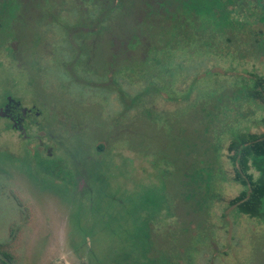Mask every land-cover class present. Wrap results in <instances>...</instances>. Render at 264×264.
I'll return each instance as SVG.
<instances>
[{
  "label": "rangeland",
  "instance_id": "obj_1",
  "mask_svg": "<svg viewBox=\"0 0 264 264\" xmlns=\"http://www.w3.org/2000/svg\"><path fill=\"white\" fill-rule=\"evenodd\" d=\"M101 1L88 6L92 21L110 10L99 24L119 34L121 46L129 36L130 49V34L139 31L150 70H141V45L119 53L138 60L133 72L100 77L73 68L71 41L94 42L96 66L116 52L110 29L73 37L72 29L45 21L38 0L18 18L15 1L7 3L4 23L15 35H4L10 42L0 35V102L11 91L39 114L27 140L0 117V264H264V221L227 205L246 189L232 180L228 143L264 132L262 105L240 95L251 73L264 78V55L216 33L182 38L159 3L162 16L150 15L144 29V0L121 8ZM72 4L62 18L84 31L88 18L74 16ZM241 7L253 16L234 17L264 49V0ZM87 79L110 89L87 87ZM114 84L130 99L140 94L130 111L123 112ZM150 85L159 94L143 93ZM36 136L56 155L44 157ZM57 162L59 180L51 175Z\"/></svg>",
  "mask_w": 264,
  "mask_h": 264
},
{
  "label": "trees",
  "instance_id": "obj_2",
  "mask_svg": "<svg viewBox=\"0 0 264 264\" xmlns=\"http://www.w3.org/2000/svg\"><path fill=\"white\" fill-rule=\"evenodd\" d=\"M14 1L17 9L13 11V15L16 18H18L19 15L20 17H25V11L22 13L20 11L26 10V6L30 0H25V8L23 6V0ZM94 1L92 3H98L100 5L105 2L101 0ZM244 1L245 0H144V5L148 14L143 17L141 26L146 29L144 26L147 20L151 19L150 15L158 14L162 16L161 10L157 7V4L159 3L164 5L168 12L173 13V17L169 19L171 20L170 31L171 28L177 30L181 29L182 38L194 40L202 37V34L216 33L220 37L225 38V41L229 44L235 43L236 41L246 43L248 47L252 49L250 53L256 52L264 55V49L260 48L261 43L258 42L257 39L252 40V38H250L251 33L243 30V23L234 17L235 12L239 15L241 13H249L248 15H251L249 11L250 8H247L246 10L241 9V4ZM110 2L120 8L124 7L126 4L125 0H110L109 3ZM7 3L11 4V0H0V35L3 36V40H8L10 42L14 40V38H7L4 35L11 34L14 36L15 31L12 29V24L7 28V23H4L5 17L3 14L7 11ZM38 4L42 7V10H45L44 8H46V6H43V4H47V0H38ZM83 4L84 2L82 1V5ZM251 16H253V14ZM10 18H12V16H10ZM145 20L146 22H143ZM164 22H166L165 19ZM135 25L138 26V24ZM130 35H133L135 38L133 39V37H131V40H134V48L131 50L140 47L142 42L139 37V31L135 33L132 30ZM150 35L151 33L149 34V37H151ZM128 38L129 36L125 38L126 41L123 43H129L127 42ZM135 40L137 42H135ZM145 46L146 44L144 47L142 46V49L145 50L146 54L144 55V59H141V63L143 62L144 64H140L141 70H150V66L152 65L151 60L148 59V51L150 48H146ZM5 47L13 50L9 45ZM250 75L251 84L245 89V92L240 90V95L261 104L264 112V78L257 73H251ZM148 89L153 91L154 94H159L158 91L153 89L152 85H150L149 88H144L142 90L143 93L148 92ZM122 101L125 104V110H129L132 109L133 105H135L136 100L129 99ZM262 119L264 125V116ZM227 158L230 165H232V180L236 184L246 188L236 197L228 200L227 205L234 207L241 214L264 221V132L247 135L241 133L236 135L227 145ZM251 167H254L256 171L261 173L258 178L254 179L253 175L249 172ZM59 169L60 165H58V168H56L51 175ZM59 176L63 178L62 175ZM53 177L55 180L60 179L56 174L53 175ZM3 264L8 263L4 261Z\"/></svg>",
  "mask_w": 264,
  "mask_h": 264
},
{
  "label": "flooded vegetation",
  "instance_id": "obj_3",
  "mask_svg": "<svg viewBox=\"0 0 264 264\" xmlns=\"http://www.w3.org/2000/svg\"><path fill=\"white\" fill-rule=\"evenodd\" d=\"M84 2V8L82 10V7L80 5V2ZM94 0H47V4H43V6H46L45 12H52L51 17H48V15H46V13H44L45 16V21L48 22L49 18H50V24L55 26H59L61 28H63L64 30H66L67 32L69 30H73V37H77L79 36V38H87L90 35H96V27H98L101 23L108 19L111 15V11L110 10H106V9H102L101 14H96L95 15V20L92 21L91 18V13H89V10L91 9L88 6L92 5V2ZM70 2L75 8H76V12L74 13V16L77 15L78 19H82L81 14H83V16L85 15V17H87L88 19H84L86 24H83V28H85L84 31H82L79 28L76 27H70L69 22L63 20L62 16L63 13L65 14L67 12V14L70 11L69 6L71 5ZM95 2V1H94ZM76 3V4H75ZM97 4V3H95ZM85 9V10H84ZM85 11V13L83 12ZM55 13V14H54ZM99 13V12H98ZM48 17V19L46 18ZM58 21L60 22V24L58 23ZM92 22H96L98 24L96 25H92ZM96 26V27H95ZM104 27H106V30L109 31V29L111 30L110 35L113 36L115 38V40H117V50L116 52L111 53L108 57L103 59L102 64H100L99 66H96L95 63H93V57H94V51L93 48L95 47V43L88 40V41H83L80 42L79 41H71V48H68L67 50H70V60L69 62H72V67L76 68V69H81L84 72L87 73H93L95 76H107L108 73L111 74L110 77H114L117 74H120L122 71H135V69H138V65L137 59H132L129 56H124L121 58L119 53H121L122 51H124V49L127 50V52H125V54H128V51L133 52L134 50H131L130 48H128L126 43H123L125 46H121L120 44V35L118 34L117 37H115V31H113L110 27L108 26H102L100 25V30L102 31V33H104L105 31L103 30ZM111 40V38H110ZM119 40V41H118ZM82 41V40H81ZM32 42V45L38 44L39 42ZM110 43H112L114 45V42L111 41ZM37 47V46H36ZM63 47V46H62ZM42 51L40 52V56L42 54L41 57H45L44 55L46 54L45 50H43L44 46L41 47ZM80 48V51L78 52L76 49ZM139 47L136 48V50H138ZM63 51V50H60ZM122 54V53H121ZM129 55V54H128ZM131 66V67H130ZM112 74H114L112 76ZM87 83V87H102L100 89H103L106 93L107 91H109L110 87H106L103 84L94 82L93 80H89L87 79L85 81ZM115 86V92L118 94L119 100L121 101L122 105H123V112L125 113V111H130L129 110H125V104L122 100H129L130 98H128L123 90L117 85L114 84ZM9 90V89H7ZM10 93H7L6 95H10V96H6L4 95L2 97V101L0 102V117L3 116L2 118H4L7 121L8 126H10L12 129L16 130L19 132V134H21V132L24 134L25 139H29V135L27 134V130L29 128V125L31 123H35L37 124L36 121L33 120V118L35 116H37L39 114V112L37 111H33L32 108H25L20 104V101L17 100V98H15L13 96V94L11 93V91H9ZM139 98V95H135L132 99L136 100L135 104L137 102ZM135 105H133L134 107ZM132 107V108H133ZM35 140L37 141V143L42 146V149L46 150V152H44V157L46 158H52L53 155V150L51 148V146L45 144L42 141V137H38L36 136ZM100 149V147H99ZM58 165V162H57ZM73 171V170H72ZM73 178L74 181L72 183V185L74 184L75 186L78 185V181L76 180V172L73 171Z\"/></svg>",
  "mask_w": 264,
  "mask_h": 264
}]
</instances>
